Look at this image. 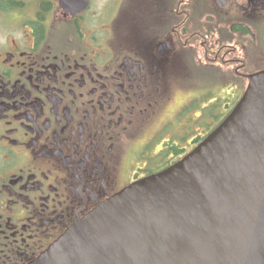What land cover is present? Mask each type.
<instances>
[{"label": "flooded vegetation", "instance_id": "flooded-vegetation-1", "mask_svg": "<svg viewBox=\"0 0 264 264\" xmlns=\"http://www.w3.org/2000/svg\"><path fill=\"white\" fill-rule=\"evenodd\" d=\"M261 72L264 0H0V264L184 159Z\"/></svg>", "mask_w": 264, "mask_h": 264}, {"label": "water", "instance_id": "water-1", "mask_svg": "<svg viewBox=\"0 0 264 264\" xmlns=\"http://www.w3.org/2000/svg\"><path fill=\"white\" fill-rule=\"evenodd\" d=\"M249 80L195 150L105 201L29 264H264V72Z\"/></svg>", "mask_w": 264, "mask_h": 264}, {"label": "rangeland", "instance_id": "rangeland-1", "mask_svg": "<svg viewBox=\"0 0 264 264\" xmlns=\"http://www.w3.org/2000/svg\"><path fill=\"white\" fill-rule=\"evenodd\" d=\"M100 1H102V0H100ZM112 9L117 10L118 9V5H113V6H109L108 7V10H112Z\"/></svg>", "mask_w": 264, "mask_h": 264}]
</instances>
